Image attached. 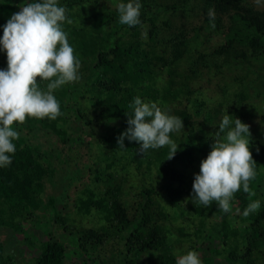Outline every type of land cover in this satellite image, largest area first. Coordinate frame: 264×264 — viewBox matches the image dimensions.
<instances>
[{"label": "trees", "instance_id": "obj_1", "mask_svg": "<svg viewBox=\"0 0 264 264\" xmlns=\"http://www.w3.org/2000/svg\"><path fill=\"white\" fill-rule=\"evenodd\" d=\"M87 1L61 0V3L69 10ZM92 1L93 7L88 10L87 18L80 25L65 29L69 42L75 45L74 51L81 58L79 71L82 77L78 80L83 85H79L91 93V111L96 114L98 125L122 122L120 127L109 130L106 138L108 145L128 151L138 165L154 163L157 172L156 184L142 186L135 194L134 201L129 203L125 201L120 185L109 183L110 174L109 180L102 177L101 180L98 178L99 172L94 169L91 181H101L104 190L99 199L93 202L87 198L89 202L86 203L100 206L104 221L118 236L114 241L117 252L112 264H140L143 261L141 258L149 253L158 254L159 264H175L177 256L168 242L169 226L164 223L169 216L158 209L157 192L164 190L170 204L177 205L181 201L185 175L171 167L170 163L191 158L195 149L204 151L208 144L204 141L198 146L194 144L196 136L193 124L195 117L202 114L201 103H191L197 106L192 112L167 107L181 93H192L188 80L196 73L193 69H190V75H181L178 71L189 43L182 31L170 32L166 40L162 36L159 38L161 33L173 29L166 20V14L172 12L175 15L179 11L186 16L201 17L202 24L197 28L199 34H195V37L202 35L209 39L212 35H218L223 41L213 52L230 60L234 58L245 66L249 64L246 50L253 53L251 58H264V10L258 11L246 5V0H175L170 7L162 6L156 0H141V24L129 27L118 22L117 13L107 10L100 12L97 9L99 0ZM25 2L0 0V25L18 12ZM210 10L214 17L209 15ZM224 15L228 16L226 23H223ZM119 29L122 30L120 35L117 34ZM143 34L146 40L141 39ZM3 67H6V57L0 53V68ZM161 67L165 68L167 78L164 87L157 90L154 86ZM256 69L259 70L258 67ZM66 83L71 84V81ZM46 84L47 81H40L39 87L46 89ZM69 84L54 91L61 103V111L67 112L65 118L60 112L53 120L26 117L23 123L14 122L13 127L19 132V138L14 141L16 151L11 164L0 168V219L3 225L19 228L18 232L24 235L23 244L37 252L30 256L28 264H68L65 245L48 237L51 236L52 226L61 220L55 208V198L49 191L56 186L59 164H68V158H72L65 152L66 148L69 149L70 143L85 133L81 123L82 113L75 105L77 87ZM261 84L258 90L263 96L264 80ZM135 97L156 102L170 114L182 118L184 128L188 130L179 138L174 137V133L170 134L179 145L173 158L167 159V145L142 153L135 141L125 139V147L117 145V137L128 126L127 114H132L130 105ZM212 112L205 113L204 122L212 118ZM259 121L263 129L259 134L264 136V111ZM251 153L257 163V174L249 182V192L241 188L234 193L227 212L220 210L215 202L194 208L200 216L194 228L197 242L212 238L217 243L216 248L209 250L211 254L204 253L203 264H264V150ZM87 171L92 170L89 167ZM257 199L261 201L259 211L245 217L243 210ZM80 203L82 207L86 205L84 201ZM238 219L239 224H232ZM24 222H29V226L26 227ZM31 229L47 238L41 240ZM106 231L88 229L72 233L64 228L61 238L74 244V254L77 252L78 258H86L82 264H87V261L110 264L96 253L97 247L108 238ZM8 261L0 255V264H8Z\"/></svg>", "mask_w": 264, "mask_h": 264}, {"label": "rangeland", "instance_id": "obj_2", "mask_svg": "<svg viewBox=\"0 0 264 264\" xmlns=\"http://www.w3.org/2000/svg\"><path fill=\"white\" fill-rule=\"evenodd\" d=\"M156 1L162 6L168 7L174 5L175 2V0ZM26 2L28 1L26 0ZM92 2V0H89L79 7L74 6L66 10V16L72 20V23L65 22L63 25L64 30L80 25L84 21L87 18L88 10L93 7ZM116 2L117 0H99L97 9L100 12L107 10L118 14L115 7ZM245 4L258 11L264 10V0H246ZM199 8H201V5H199ZM171 14L173 16H169ZM166 17L173 29L161 33L162 35L160 34L159 38L162 36L166 40L170 32L182 31L183 37L189 43L187 53L179 62L178 71L181 75H190V69L195 70L196 73V76L188 80V88L192 93L189 95L181 93L176 99L170 101L167 107L171 110L187 109L192 112L197 106L191 103H201L202 114L195 117V123L193 124L195 130L193 132L196 136L194 144L198 146L200 142L204 141L208 146L204 151L195 149L191 158H181V160L170 163L171 167L182 171L185 175L181 187L183 190L181 201L177 205L170 204L166 192L160 189L157 192L158 209L169 216V219L164 223L169 226L168 242L172 245V252L177 256L188 250H194L199 254L202 261L204 253L211 254L209 250L216 248L217 243L212 238L204 241L199 239L197 242L194 228L200 216L194 211V208L203 205L194 204L189 198L192 190L193 174L199 172L200 161L211 150V144L217 138L215 133L218 131V124L223 115L226 114L225 111L231 115L230 119L236 117L249 125L251 134L250 152L264 150V136L259 134L263 130L259 118L264 111V95L262 96V92L259 94L258 90V85H262L261 81L264 80V58H251L253 53L246 50L249 64L243 66L234 58L230 60L213 52L223 41L218 35H212L209 39L204 38L202 35L195 37V34H199L197 28L202 24L201 17L186 16L179 11L175 15L169 12ZM227 17V15L222 17L223 23H226ZM117 34H122V30H117ZM141 39L146 40L145 34L142 35ZM159 70L154 86L157 90L164 87L167 78L165 68L161 67ZM67 84L69 83H65L64 86ZM79 84L83 85L77 79L71 81L69 85L74 88L77 87L75 90L78 97L75 100V105L82 113L81 123L85 133L75 138L70 143L71 147L69 149L66 148L65 152L72 158H68V164H59L56 186L49 191L55 198V208L59 211L61 220L59 224L52 226L51 236L48 239L55 238L65 245L68 264H82L86 258L84 256L78 258V253L74 254V244L71 245L66 239L61 238L63 229L65 228L72 233L88 229L107 230L108 238L97 247L96 253L112 264L117 252L114 241L116 242L118 236L104 221V212L100 206L86 203L89 202L87 198H90L93 202L99 199L104 190L101 181L92 183L93 170L99 172V179L102 177L104 180H109L110 174L111 181L109 183L120 185L125 201L130 203L134 201L135 194L139 192L142 186L150 183L152 185L156 184L155 173L157 167L151 162L138 165L128 151L108 145L106 138L109 135V130L111 127H120L122 122H108L103 126L98 125L96 114L91 111V93L86 87ZM261 89L263 90L262 87ZM144 102L150 101L144 99ZM162 109H165V107H162ZM210 110L213 111V116L210 120L204 122L203 116ZM61 112H63L65 118L67 112L64 110ZM59 123L62 126V122ZM187 130V128H184L179 132H173L174 137L184 136ZM223 135L222 133L221 137ZM69 150L71 151L69 152ZM89 167L92 171H87ZM81 201H84L86 205L82 207ZM28 223L24 222V225L28 227ZM236 223H240L239 219L232 224L237 225ZM170 225L172 226L170 227ZM18 230L19 228L11 225H3L0 219V255L2 254L4 260H9L8 264H28L30 256L37 254L36 251L28 249L23 244L24 235ZM33 230L31 229L33 234L39 236L41 240L47 238L39 231ZM141 259L143 261L140 264H159L158 254L156 253H149L148 256ZM86 263L92 264L90 261Z\"/></svg>", "mask_w": 264, "mask_h": 264}, {"label": "clouds", "instance_id": "obj_3", "mask_svg": "<svg viewBox=\"0 0 264 264\" xmlns=\"http://www.w3.org/2000/svg\"><path fill=\"white\" fill-rule=\"evenodd\" d=\"M115 7L120 24H141V0H117ZM209 15L214 17L211 10ZM65 22L70 24L72 20L60 0H30L0 25V53L6 57V67L0 68V168L11 164L16 151L14 141L19 132L13 127L14 122L23 123L26 117L55 119L61 112V103L54 91L82 77L81 58L69 42ZM40 81H47L46 89L39 87ZM130 107L128 126L117 137V145L125 147V139L135 141L141 153L167 145V159L173 158L179 145L170 134L184 129L182 118L140 97H135ZM225 113L211 150L200 161L199 172L193 174L189 198L204 206L215 202L227 212L234 193L241 188L246 193L250 191L249 182L256 177L257 163L249 150V125L236 117L230 119L231 115ZM260 207L259 199L251 201L243 215L247 217ZM175 264L202 261L196 251L188 250L177 255Z\"/></svg>", "mask_w": 264, "mask_h": 264}]
</instances>
